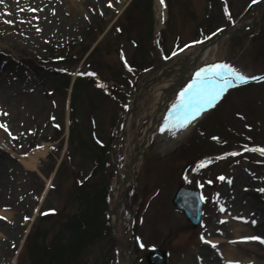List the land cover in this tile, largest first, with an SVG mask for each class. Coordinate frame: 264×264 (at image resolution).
<instances>
[{
	"label": "rangeland",
	"instance_id": "374dc122",
	"mask_svg": "<svg viewBox=\"0 0 264 264\" xmlns=\"http://www.w3.org/2000/svg\"><path fill=\"white\" fill-rule=\"evenodd\" d=\"M131 1L112 0V6L108 0H4L0 4V111L7 113L0 114V124L7 123L11 132L3 129L0 139V160L7 164L0 171V229L12 230L0 237V264H44L45 257L57 264L53 253L64 235L71 239L67 245L64 242L65 249L75 247L72 237L78 235L84 236L85 243L78 238L81 247L71 258L66 252L62 264H120V241H112L107 229L99 237L98 233L105 218L120 202L125 204L128 183L134 188L128 208L137 214L135 229L128 227L126 206L123 221L116 225L127 246V264H147L146 254L157 246L169 251L168 264L225 263L217 252L223 244L213 248L204 240L217 218L228 222L225 217L234 206L239 207L234 212L244 213L243 218L248 214L250 220L230 222L241 226L230 236L235 241L231 246L243 249L245 235L264 238V191H260L264 154L255 150L264 148V81L238 83L188 136L178 139L177 129L164 124L151 141L146 140L162 93L169 89L168 95L175 96L178 76L219 31L237 22H254L241 37L232 36L238 25L222 38L212 49L210 64L228 63L246 75H264V0H166L162 24L155 0H142L124 13ZM155 30L163 32L164 51L153 45ZM90 46L95 50L87 58ZM24 60L71 76L36 74ZM78 71L85 75L91 71L109 85L120 82L124 92L81 80L72 112L68 85ZM15 106L20 112L17 119L12 118ZM68 121L74 122L70 135ZM42 140L49 142L48 155L37 170L24 168L21 158ZM144 143L147 148L139 160L135 152ZM202 157L211 163L200 171L191 170ZM189 183L205 198L202 225L197 228L172 204L178 189ZM39 209V214L58 211L59 215L41 220ZM86 215L83 220L95 231L84 226L81 233L72 232L61 223L63 219L71 223L75 217L80 223L79 217ZM31 225H37L33 235L38 229L48 233L42 241L43 233L39 232L40 238L30 236L24 247ZM41 244L45 250L34 252ZM203 245H208V257L200 262L196 256ZM249 254L245 259L257 257ZM259 260L264 264L263 257Z\"/></svg>",
	"mask_w": 264,
	"mask_h": 264
},
{
	"label": "bare ground",
	"instance_id": "6f19581e",
	"mask_svg": "<svg viewBox=\"0 0 264 264\" xmlns=\"http://www.w3.org/2000/svg\"><path fill=\"white\" fill-rule=\"evenodd\" d=\"M120 8H121V6H119L117 10H119ZM156 8H157V11H158L160 18H163L164 10H165V3L164 2L161 3L160 0H157L156 1ZM213 58L214 57H212V47H210V45L205 46L204 48L203 47L199 48L196 51V56L187 64L186 68L183 71V74L178 76L177 82H179L178 83L179 88L176 89L175 96L170 97L168 95L169 89L167 91H164V92L162 91L163 93H162L161 97L159 98V103L155 107L156 113L152 119L151 125L149 126L148 130L146 131V140L147 141L152 140L155 136V132L160 127L164 126V124H166V122H168V125H175V122L178 119L179 113L176 111V109H174L173 106L181 98V93L185 89V88H183V85H185L186 83H192L190 81L195 80L196 73L201 68H204L206 65L210 64V60ZM234 83L235 82H233V84ZM1 100L9 101V98L7 99L5 97H1ZM220 100H222V97L215 102L214 106L206 107L205 110L199 116L194 118L190 123H188L186 127L180 128L178 126H174L178 131V134L176 137H178V139H180V138H184V137L188 136L192 132V130L196 126V124L199 121H202L205 118V115L209 111H211L213 108L218 106V104H220V102H219ZM8 103H10V102H8ZM10 105H12V103H10ZM12 113H13L12 114L13 119H17V117L20 115L19 109L16 106L12 110ZM2 133H3V128H0V139H1ZM146 148H147V144L145 145V143H144L141 146V148L135 152L136 155H138L139 159L141 157H143V155L145 154ZM48 150H49V145L46 142L41 143L40 146L37 147L36 149L32 150V152L29 155L21 158V162L23 164V167L27 168L28 170L29 169H31V170L36 169L37 170L39 168V163H40L41 158L46 156V154L48 153ZM136 164H137V161H135V165ZM6 165L7 164H5V162L3 160H0V171L1 172L6 168ZM0 178H2L1 173H0ZM0 187L2 188L1 183H0ZM236 193H240V192L236 191ZM2 194L3 193H0V201H1ZM233 208H235L234 210H237V211L239 210L238 206H234ZM234 210L231 211V213L228 214L227 217H225V221L227 220L228 222H224V223L221 222L220 223V222H218V218H217V220L215 221L216 225L213 226L214 229L211 228L209 231V234L205 238L206 241L210 240L219 246H221L222 244L223 245L227 244V243L230 245L227 247L226 246L223 247V245H222L221 248L217 251V252H219L218 256H221L222 260L226 261V262L224 261L225 263H223V264H236V262H238V264H240V262H241V264H262V262L257 260V258L260 255L264 256V253L258 254V249H259V251L264 252V242L257 240V239H247V240L243 239L245 242L244 243L245 246H242L243 249L231 246V244H234L235 241L231 242L229 240V238H230V236H234L237 233L238 227H241V226H237V224L231 225L230 222L233 220L237 221V222H240V221H243L246 219L250 220V217L248 214L245 215L246 219L245 218L244 219H238L237 217L243 216L244 213H238L237 214V211L234 212ZM122 212H123V203L120 202L118 207H116L112 213V218H113L114 222H118V220L121 219ZM10 214H12V213H9V215ZM223 219H224V216H223ZM2 229H4L3 231H1V229H0V237H2V238L5 237L4 236L5 234L12 233L11 228L3 227ZM245 231L248 232V229ZM238 236H236V237H238ZM243 237H250V236L245 235ZM204 243H206V242H204ZM206 244L210 245L209 243H206ZM208 245H203L202 252L197 254L196 257L198 258V261L204 262V260H205L204 257H208L207 256ZM238 250H240V251L238 252ZM127 252H128V250H127V246H126L125 248H123L122 264H127ZM247 253L248 254L249 253L250 254L257 253V257L253 256L251 259H247V258L245 259V256H247L246 255ZM14 262H15V260H14Z\"/></svg>",
	"mask_w": 264,
	"mask_h": 264
},
{
	"label": "snow or ice",
	"instance_id": "6c2138e0",
	"mask_svg": "<svg viewBox=\"0 0 264 264\" xmlns=\"http://www.w3.org/2000/svg\"><path fill=\"white\" fill-rule=\"evenodd\" d=\"M160 2L163 3L164 0H160ZM253 2H255V0H253ZM2 3H4V0H0V4ZM108 4L109 6H112V0H108ZM23 10L24 9H20V11ZM32 10L35 11V9ZM6 22L9 24L13 23L12 20H7ZM256 79L264 81V75L260 76L259 78L255 76H249L237 69L235 66L223 62L206 65L196 73V79L192 82V84L182 91L181 98L173 106L174 109H176V111L179 113L178 119L173 126H178L180 128L186 127L187 124L199 116L206 107L214 106L215 102L223 96V94L228 90L233 82L246 83L249 80ZM0 114L7 115V113L2 111H0ZM165 127H168V122H166ZM0 128L8 131L9 135H11L7 123L0 124ZM161 131H165V128H161ZM173 135H175V132H173ZM255 150L260 151L261 154H264V148H257ZM201 163L203 166V162ZM219 179L224 180L226 178L224 176H220ZM229 182L231 181L229 180ZM209 183H211V181H209ZM260 191H264V189H260ZM220 210L224 211V208L221 207ZM237 218L244 219L243 217ZM25 219L28 218L26 217ZM252 222L255 223V221ZM201 239L203 240L204 237L201 236ZM242 239H257L264 242V239L261 237H242ZM205 242L211 244L213 248L216 247V244L210 240ZM141 246L143 247V245ZM236 264H238V262H236Z\"/></svg>",
	"mask_w": 264,
	"mask_h": 264
},
{
	"label": "trees",
	"instance_id": "16d2710c",
	"mask_svg": "<svg viewBox=\"0 0 264 264\" xmlns=\"http://www.w3.org/2000/svg\"><path fill=\"white\" fill-rule=\"evenodd\" d=\"M74 217L75 216H73L71 218H74ZM86 217H87V215L83 216V217H79V221H80L81 225H80V223L77 222L76 217L74 218L73 222H71V223H70V219H67L66 223H64L63 227H65L66 229L69 228L72 232L80 231V233H81V230L83 229L84 226H86V227L89 226V230L90 231H92V230L95 231V228L91 227L93 225H87L86 222L83 220ZM95 227H97V226H95ZM99 232H100V230H99ZM78 238L82 239L81 241H84V239H83L84 236H83V238H81V235L80 236L78 235L76 238L72 237L73 243L75 245V247H73L72 249H70L69 247H67V249H65V244H64V242L66 240H68L71 243V239H68V237H66L65 235L58 239V244H59L58 251H56V254H54V256L57 257V260H55V261H57V264H62V259H63L62 257H63L64 254L66 255V252L70 253V258L72 256L76 255L75 254L76 253L75 249H78L79 247H81V245L77 244L78 243L77 242ZM68 241H66V245H67ZM83 243H85V241ZM43 249H45V248L43 247ZM73 251H74V254H73ZM45 258H47V257H45ZM49 258H51V257H49ZM45 263H48L47 260L44 262V264Z\"/></svg>",
	"mask_w": 264,
	"mask_h": 264
},
{
	"label": "water",
	"instance_id": "95a60500",
	"mask_svg": "<svg viewBox=\"0 0 264 264\" xmlns=\"http://www.w3.org/2000/svg\"><path fill=\"white\" fill-rule=\"evenodd\" d=\"M190 195H194L195 197H197V194L188 192V191H181L180 195H179V199L178 197H176L175 203L180 205V203L178 202L180 200V202L184 205H188L187 204V197H189ZM199 203L197 202L196 204V209L191 210L190 212V218L194 221V225H196L199 220H200V215L198 213L199 212ZM147 260L149 262V264H166V260H167V253L165 251H162L161 249H156V250H152L150 252V254L147 256Z\"/></svg>",
	"mask_w": 264,
	"mask_h": 264
}]
</instances>
